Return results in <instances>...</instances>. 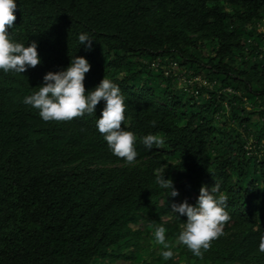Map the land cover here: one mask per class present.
<instances>
[{"label":"trees","instance_id":"trees-1","mask_svg":"<svg viewBox=\"0 0 264 264\" xmlns=\"http://www.w3.org/2000/svg\"><path fill=\"white\" fill-rule=\"evenodd\" d=\"M16 3L8 31L36 41L40 63L0 71V264H264V0ZM81 32L94 40L90 50L79 46ZM73 55L90 64L86 92L105 77L124 93L134 162L111 154L98 133L103 101L94 114L47 122L22 103ZM155 62L210 87L185 92ZM149 133L163 141L151 150L140 142ZM161 164L178 191L165 204L154 183ZM214 181L230 219L198 258L176 241L186 217L168 211L194 204ZM159 225L174 253L167 260L153 235Z\"/></svg>","mask_w":264,"mask_h":264},{"label":"clouds","instance_id":"clouds-1","mask_svg":"<svg viewBox=\"0 0 264 264\" xmlns=\"http://www.w3.org/2000/svg\"><path fill=\"white\" fill-rule=\"evenodd\" d=\"M16 0H0V71L21 74L28 68L40 63L37 53V42L24 44L12 39L10 31L16 19L14 10ZM80 45L90 50L93 39L86 32L77 36ZM90 64L82 56L73 55L67 67L58 71H49L43 75V83L36 87L38 90L25 95L22 103L37 110L43 121H66L85 114H94L95 106L103 101L99 118L95 120L98 133L102 134L108 150L116 157L123 158L125 163L136 160L138 152L134 147L137 137L134 132L121 128L125 119V95L118 84L103 77L94 88L85 91L83 84L85 73ZM153 125L155 121L151 122ZM143 146L151 150L153 145H160L163 141L157 135L146 134L140 137ZM161 164L154 176V183L165 197H176L178 191L174 188L170 178H165V169ZM221 185L214 181L211 187L201 185L195 203L187 200L179 203L172 202L170 211L176 219L186 217L182 223V230L178 233V244L189 249L195 257H202L203 251L210 247V242L223 234L225 222L230 219L226 211V197L219 195ZM166 229L159 225L154 230L157 243L164 246L162 257L167 260L173 257L172 248L165 236ZM258 250L264 252V231H262Z\"/></svg>","mask_w":264,"mask_h":264},{"label":"built area","instance_id":"built-area-1","mask_svg":"<svg viewBox=\"0 0 264 264\" xmlns=\"http://www.w3.org/2000/svg\"><path fill=\"white\" fill-rule=\"evenodd\" d=\"M259 28L264 33V27L259 26ZM152 66L155 70L161 68L166 77L173 75L177 87H182L183 91L185 92L196 94L197 92L193 91L192 87H210L209 83L201 75L192 76L189 72L178 67L175 63H169V66L165 67L160 65L159 62H155L152 63ZM226 91L231 94H236V92L232 91L231 89H226ZM245 149L247 150L250 148L245 146Z\"/></svg>","mask_w":264,"mask_h":264},{"label":"rangeland","instance_id":"rangeland-1","mask_svg":"<svg viewBox=\"0 0 264 264\" xmlns=\"http://www.w3.org/2000/svg\"><path fill=\"white\" fill-rule=\"evenodd\" d=\"M254 120V118H252ZM109 264H129L127 262H122V261H116L114 263H109Z\"/></svg>","mask_w":264,"mask_h":264}]
</instances>
